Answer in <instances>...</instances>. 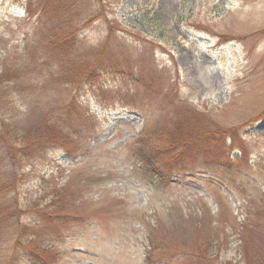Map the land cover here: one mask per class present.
Instances as JSON below:
<instances>
[{"label": "rangeland", "instance_id": "374dc122", "mask_svg": "<svg viewBox=\"0 0 264 264\" xmlns=\"http://www.w3.org/2000/svg\"><path fill=\"white\" fill-rule=\"evenodd\" d=\"M37 32H79L81 55L145 61L168 97L131 99V78L116 75L92 89L70 75L80 55L49 66L51 43ZM25 53L42 73L15 80L32 96L14 95L12 136L32 133L53 109L77 116L84 143L29 169L17 213L0 194L20 221L0 223V264H264V0H0V71L9 76ZM70 100L80 106L64 111ZM217 130L229 135L220 170L165 185L136 164L139 142L155 157L188 159L219 147ZM51 198L57 207L45 210ZM18 230L34 235L21 238L28 246L10 243Z\"/></svg>", "mask_w": 264, "mask_h": 264}, {"label": "trees", "instance_id": "16d2710c", "mask_svg": "<svg viewBox=\"0 0 264 264\" xmlns=\"http://www.w3.org/2000/svg\"><path fill=\"white\" fill-rule=\"evenodd\" d=\"M78 35L79 32H63L62 34L61 32H37V36H39L40 39L44 40V46H46L47 40L51 43L49 44L47 42V44L50 45V48H48V50L52 55L48 53L47 47H45L47 51V57L51 58V60H49L51 61L49 66L56 67V62L58 67L62 68L64 63L66 65L69 63L71 64L70 58L76 59L74 56L77 54V56L80 55V58L77 59L79 61V64L76 67L77 69H74V71L70 75H79L81 77H85L83 82L90 84L89 86L92 87V89L95 86L103 88L104 85L102 81L106 75H116L124 79L129 77L131 78L129 82H131L130 84L133 85L134 94L133 96L129 95L131 99L144 101L150 106H153V103L156 100L162 99L161 97L164 96L165 92H162V88H156V86H154L155 73L159 75L158 71L155 70V68H151V66L145 64V61H129L130 63H126L116 58L111 59L104 54L96 52L95 50H90L87 54L81 55L79 47L77 45ZM55 41H58V43H56ZM26 45L27 42L25 46ZM101 47H104V45H102ZM25 57L26 59H28L27 53H25L24 56L22 55V57L19 59V66H17L16 69H13V73H11L9 76L8 69L5 66L4 68H2V71H0V194H10L9 201L14 207L16 213L17 209L15 208V206L18 205V200L16 198L17 191L29 169H32L37 162L45 161L48 158L51 150H59L60 152H63L64 156H66L70 151L75 150L79 143L82 146V143H84L81 141V138L83 136H80L79 139L77 137L78 132L74 130L75 122L77 121L75 117L77 116L71 115L67 112L64 113V115L68 117H65L63 116V114H57V112L53 109H46L42 113V116H40V121H38L39 124L37 125L39 127L32 126L31 128L34 130L32 133H19L12 136V133L15 131V128H13V126L14 123H16V117L18 116V112L20 111L17 110V107L19 106L15 101L14 95L20 97L25 96L26 98H30L32 96L31 89H28L29 92L27 91V87L30 86L29 82L22 81V83L20 84L17 83L18 81L15 82V80L18 79V77H24L25 79L27 75L32 74L33 71L34 75L35 73H37V75H35L36 77L38 76L39 69L41 67V63L37 62V64H35L36 62L34 60L29 62L25 59ZM37 58L39 59L38 53L37 55H35L36 61ZM40 60L45 61L43 57ZM37 67L39 68L38 70ZM48 70L51 73V76H57V74L59 73L55 70ZM61 83L62 82L59 81L53 83V85L58 86ZM24 93H26V95H24ZM115 94H117V92H115ZM71 99L75 100L72 96ZM172 99L174 102H182L177 98L172 97ZM70 102L71 100L68 103L62 105V109H64V111L70 110L72 112L73 109L71 108V106H80L77 101L73 103ZM82 119L84 118L82 117ZM88 119L89 116L87 120ZM81 121L82 120L80 119V122ZM44 126L45 129L48 130V132L44 133L45 137L40 136L42 138H39L38 133L40 132H37V130ZM90 126L92 127V123H90ZM214 135H216V137L218 136L217 139L219 141H221L222 139V143L219 145V147L204 150L201 146V148H198L196 156L194 155V157H190L188 159L186 157L185 159H182L183 156L181 154L183 152H177V154L174 155L172 154L173 156L171 155L172 157L169 158H163V156L155 157L139 142L137 143L138 147L134 151L136 164L138 165V167L144 168V171L147 174L151 175L156 180L165 185H173V183H176L182 177L193 171H209L213 168H217L220 170L222 166L224 167L223 163L226 160H224L225 158H223V156L228 148L225 145H221L225 143V139H227L229 135L225 130H217L216 134H210V136ZM18 137L21 138V142L19 143L20 145L14 144L19 141L17 140ZM194 138H191L193 139L191 141H195L197 139ZM191 141H188L190 142L188 146L190 144L193 145L190 147V149L196 148L197 144ZM211 156L216 161L213 163V165L209 163V157ZM56 207V203H54L53 199L51 198L49 203H46L44 209L52 210ZM15 212L12 213V211L8 208H6V210H3L2 205L0 204V223H10L12 218L13 220L17 218V223L19 222L20 224L19 217L17 214H15ZM53 213H55L57 216L59 215L55 211ZM53 213L45 212V215L43 214V216H48L50 217V220H53V218L55 217ZM63 216L65 218H68V215H62L59 217ZM23 224V227L20 229L28 228V226L25 225V222ZM19 230L18 232H16V235L10 241V243L15 247L19 246L20 244L24 246H26L27 244L28 246L30 241H21V238H24L28 235V230H24V232L22 233H20ZM208 264H210V262Z\"/></svg>", "mask_w": 264, "mask_h": 264}]
</instances>
